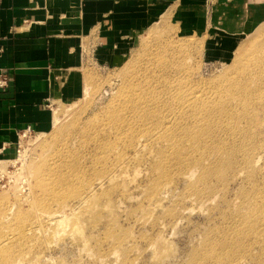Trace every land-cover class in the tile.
<instances>
[{
  "label": "rangeland",
  "instance_id": "374dc122",
  "mask_svg": "<svg viewBox=\"0 0 264 264\" xmlns=\"http://www.w3.org/2000/svg\"><path fill=\"white\" fill-rule=\"evenodd\" d=\"M116 3L145 24L129 50L101 58L97 23L57 127L0 158V264H264V0ZM60 203L68 227L35 234Z\"/></svg>",
  "mask_w": 264,
  "mask_h": 264
},
{
  "label": "crops",
  "instance_id": "0c3cea01",
  "mask_svg": "<svg viewBox=\"0 0 264 264\" xmlns=\"http://www.w3.org/2000/svg\"><path fill=\"white\" fill-rule=\"evenodd\" d=\"M122 10L116 0H0V71L10 78L0 91V158L13 154L20 133L52 128L56 77L78 66L97 23L101 58L129 50L124 36L131 39L145 24Z\"/></svg>",
  "mask_w": 264,
  "mask_h": 264
},
{
  "label": "bare ground",
  "instance_id": "6f19581e",
  "mask_svg": "<svg viewBox=\"0 0 264 264\" xmlns=\"http://www.w3.org/2000/svg\"><path fill=\"white\" fill-rule=\"evenodd\" d=\"M264 31V29L262 30ZM57 121L58 119H55L53 122V126L54 128L57 127ZM245 160L248 162L249 161V157L248 155L245 157ZM246 162V163H247ZM253 163V162H252ZM48 175L50 176V179H56L58 177V173H59V168L57 167H53L50 169V167L48 166ZM70 177V176H69ZM68 176H61L59 178V182L60 184H63L65 182H67ZM49 181V180H48ZM50 182V186L55 187L57 184V180L56 181H49ZM43 188H47L45 185H41ZM30 188L33 189V186L30 184ZM90 191L89 189H87L85 192H83V195L81 196H88L90 195ZM84 198L82 197L80 200H82V203L85 202V200H83ZM71 211L68 207V205L66 203H60L56 205V209L54 212L51 213H40L38 214L39 216H37L38 219L35 220V223H33L32 225H34V233L37 234L39 233L41 230L43 231L44 229H55L56 230H63L66 229V227H68L69 221H65L66 219V215H68ZM73 211V210H72ZM96 211V208L93 210ZM106 212H112L111 208L106 209ZM98 214V213H97ZM96 215V214H95ZM55 216V217H54ZM62 216L61 220H58L57 217ZM100 216L96 215L95 218H99ZM4 226V225H3ZM5 227V226H4ZM6 228V227H5ZM4 228V229H5ZM70 228V227H69ZM7 237L6 240H4V238ZM16 235L14 233H10L9 231H2L0 233V251L3 249L2 247L5 245H10L15 239H16ZM20 236V235H19ZM11 237L12 240H11ZM161 244L163 245L164 243L161 242Z\"/></svg>",
  "mask_w": 264,
  "mask_h": 264
},
{
  "label": "built area",
  "instance_id": "2783aa9c",
  "mask_svg": "<svg viewBox=\"0 0 264 264\" xmlns=\"http://www.w3.org/2000/svg\"><path fill=\"white\" fill-rule=\"evenodd\" d=\"M10 86V78L6 73L0 71V91H6Z\"/></svg>",
  "mask_w": 264,
  "mask_h": 264
}]
</instances>
